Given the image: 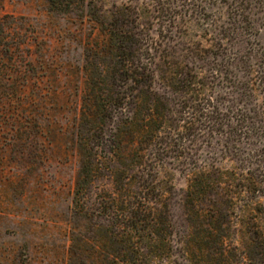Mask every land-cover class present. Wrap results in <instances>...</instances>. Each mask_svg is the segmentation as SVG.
<instances>
[{
  "label": "rangeland",
  "instance_id": "1",
  "mask_svg": "<svg viewBox=\"0 0 264 264\" xmlns=\"http://www.w3.org/2000/svg\"><path fill=\"white\" fill-rule=\"evenodd\" d=\"M0 3L9 35V51L0 55V264H105L103 226L72 203L82 163L78 125L82 111L101 96V104H117L103 126L106 138L115 140L113 126L121 108L125 114L133 108L134 85L111 80L119 65L106 24L115 12L127 8L132 14L130 28L137 32L133 15L137 10L141 33L163 41L169 2L85 0L68 12L52 10L47 0ZM233 3L192 0L188 4L210 18L231 10ZM90 10L104 19V28L88 15ZM205 27L201 21L193 23L181 46L188 41L202 43L209 51L197 62L212 72L206 84L213 104L224 112L232 108L224 120L232 122L230 128L238 124V130L245 129L242 119L247 118L256 134L249 140L241 137L233 147L224 136L205 140L189 136L182 159L159 169L157 180L165 191L168 220L179 245L197 225L184 204L188 163L209 161L229 171L264 172V29L252 36L242 34L226 47H211L214 42ZM121 162L123 167L115 165L118 170L125 171L128 165L126 174L134 173L130 161ZM103 174L108 176L107 171ZM101 184L107 191L112 189L109 179L102 178L90 192ZM251 202L249 211L239 212L240 220L264 221V181L256 186Z\"/></svg>",
  "mask_w": 264,
  "mask_h": 264
},
{
  "label": "trees",
  "instance_id": "2",
  "mask_svg": "<svg viewBox=\"0 0 264 264\" xmlns=\"http://www.w3.org/2000/svg\"><path fill=\"white\" fill-rule=\"evenodd\" d=\"M191 1L168 0L167 38L163 41L147 39L141 33L137 10L133 12L137 32L130 28L132 14L127 8L115 12L108 24L95 11H88L97 25L109 26L106 29L119 65L111 80L134 85L133 108L126 114L121 108V117L113 126L115 140L106 138L103 126L117 104H101V96L94 97L97 102L92 108L82 111L78 125L82 163L72 203L103 226L105 264H264V221L243 222L239 216V212L249 211L251 195L263 183L264 172L229 171L209 161L188 163L184 204L190 221L194 218L197 225L182 244L173 239L165 191L157 180L159 169L182 159L189 136L203 140L224 136L233 147L241 137L249 140L256 134L254 123L247 118L242 119L245 129L238 130V124L230 128L232 122L224 120L225 112L232 108L224 112L213 104L206 84L212 72L197 62L209 51L202 43L188 41L181 46L180 42L191 25L200 21L214 42L211 47H226L242 34L252 36L264 29V0H232L231 10L210 18L189 7ZM47 2L52 10L68 12L85 0ZM7 29L0 3V55L9 51ZM123 135H127L126 141ZM225 151L230 149L226 146ZM123 160L133 164L130 176L125 172L128 165L125 171L115 166L123 167ZM183 160L186 162L185 157ZM102 178L109 179L112 189L107 191L101 184L91 193Z\"/></svg>",
  "mask_w": 264,
  "mask_h": 264
}]
</instances>
